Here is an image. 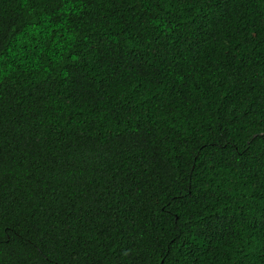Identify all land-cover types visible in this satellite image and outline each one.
Masks as SVG:
<instances>
[{
	"label": "trees",
	"instance_id": "trees-1",
	"mask_svg": "<svg viewBox=\"0 0 264 264\" xmlns=\"http://www.w3.org/2000/svg\"><path fill=\"white\" fill-rule=\"evenodd\" d=\"M0 264H264V0H0Z\"/></svg>",
	"mask_w": 264,
	"mask_h": 264
}]
</instances>
